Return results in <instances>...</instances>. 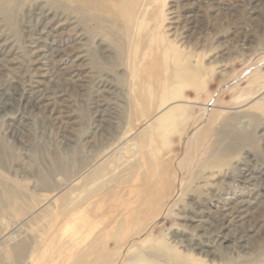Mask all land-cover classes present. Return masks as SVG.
I'll return each mask as SVG.
<instances>
[{
    "label": "rangeland",
    "instance_id": "374dc122",
    "mask_svg": "<svg viewBox=\"0 0 264 264\" xmlns=\"http://www.w3.org/2000/svg\"><path fill=\"white\" fill-rule=\"evenodd\" d=\"M5 1L0 264H264V0ZM98 40L123 58L91 57ZM176 60L197 90L165 87ZM33 68L63 95L18 106Z\"/></svg>",
    "mask_w": 264,
    "mask_h": 264
},
{
    "label": "bare ground",
    "instance_id": "6f19581e",
    "mask_svg": "<svg viewBox=\"0 0 264 264\" xmlns=\"http://www.w3.org/2000/svg\"><path fill=\"white\" fill-rule=\"evenodd\" d=\"M7 1L5 0H0V11H5L7 12V8H6V5H7ZM83 3L85 4V6H89L91 8H93L94 10H96V8L98 7L95 2L93 0H83ZM126 5V4H124ZM122 7V6H121ZM125 7V6H124ZM128 7V6H127ZM124 10V9H123ZM122 10V11H123ZM128 10V9H127ZM12 12V11H10ZM9 11L7 12L10 13ZM96 14V15H95ZM123 14V13H122ZM93 17L95 16V18H99L97 17V13L96 12H93L92 13ZM136 19V18H135ZM135 27H136V21L134 20H130L128 23H127V34H129L130 36H128L130 38V42H129V45H128V48L126 47V51L128 49V54H131L130 52L133 53V46H132V43H133V34L135 32ZM127 37V38H128ZM96 38V37H94ZM126 38V39H127ZM248 39V38H247ZM96 40V39H95ZM128 40V39H127ZM129 41V40H128ZM127 41V42H128ZM251 41V40H250ZM126 42V41H125ZM54 44V43H53ZM246 44V41L245 43ZM51 45V43H50ZM125 45H121V47L119 49H116L117 53L115 52H111V49H109V47H104V44H103V40H98L97 43H96V46H92L91 49H89V54L91 55V57H93L94 59H100V58H106V61H110L112 58L114 59L116 57V61L118 58H123V50L125 49ZM115 53V54H114ZM112 54V55H111ZM38 55L39 56H43V57H46L47 55L46 54H43L42 52H36L35 54V61L33 63H39V59H38ZM112 56V57H111ZM143 56V55H142ZM105 60V59H104ZM6 61V60H5ZM174 69H175V72L173 74V76L169 79V77H166L165 80H164V85H166L165 87H168L170 88V85L169 84H173V87H176V91L179 89L182 90V88H189V87H193V89L197 90L198 89V84H196V82L194 80H192V75H193V69H190V65L188 63L186 64H180L179 62L174 61ZM31 68V67H30ZM132 68V67H131ZM48 69V68H47ZM47 69H37V68H33V69H29L30 70V78H31V83L32 85L34 86L33 88L32 87H24V90L22 91V93L20 94L18 100H17V105L20 106L21 105V102L23 100V98H25L24 100V105H32L33 103L38 105L40 104V101H42V99L47 98L48 100H55V97H58L60 95H63L61 92L60 95H58L56 93V90L54 91L55 94L52 95V94H49V88H45V89H38L37 88V83L39 81H42L40 79L41 75H46L45 73H43L44 71H46ZM1 70V69H0ZM33 71V72H32ZM194 76V75H193ZM134 79V78H133ZM17 82V81H16ZM16 82L15 81H12V86L8 88V86L6 87L4 84L0 83V111H5V112H8V111H11V109H7L8 107H6L8 104H10V106H15V92H12V87H17L16 86ZM171 82V83H170ZM30 83V85H31ZM18 85V84H17ZM83 86V85H82ZM84 87V86H83ZM171 87V88H173ZM11 88V89H10ZM42 88V87H41ZM53 89V88H52ZM135 89V87H134ZM133 89V91H134ZM54 90V89H53ZM110 90H111V87H110ZM180 90V91H181ZM132 91V92H133ZM52 92V91H51ZM58 92V91H57ZM195 92V91H194ZM175 93V92H174ZM180 93V92H179ZM178 93V94H179ZM135 94V93H134ZM175 97L178 98V100L175 99ZM183 96L182 95H178V96H174L172 98H170L171 100L172 99H175V102L174 104L170 105V106H166L165 108H163L164 110L162 112H160L157 116V118H155V121L154 123L151 125V122H148L147 125H151V127L142 135L143 138L142 140L144 141L145 139H147V137L149 138L150 135L148 134H152L154 133L155 136L158 137V135H161V134H169L171 131V128L175 127V121H180V118L182 117V112H183V107L181 106V103L180 102H183V101H186L183 97V99H179V98H182ZM98 98V97H97ZM95 99V98H94ZM103 99V98H102ZM138 98H137V95L133 98L134 102H136ZM97 100V99H96ZM103 101V100H102ZM50 102V101H49ZM59 102V101H58ZM166 101H164L165 103ZM99 102H92V107L95 108L94 112L98 113L100 111V108L99 104H97ZM102 103V102H101ZM46 104V103H45ZM51 104H53L51 102ZM61 105V104H60ZM105 105V104H103ZM42 106V105H41ZM59 106V105H58ZM91 107V108H92ZM103 108V109H102ZM102 111L104 112L105 109L104 107H102ZM108 108V107H107ZM110 109V108H108ZM112 109V108H111ZM62 110V109H61ZM110 111V110H109ZM58 112V111H57ZM101 112V111H100ZM99 112V113H100ZM106 112V111H105ZM114 112V110H113ZM24 113V112H23ZM61 113V112H60ZM59 113V114H60ZM115 113V112H114ZM115 115V114H114ZM58 116V115H57ZM100 116V115H99ZM98 116V117H99ZM104 116V115H103ZM113 116V115H112ZM59 117V116H58ZM106 117H111V113L108 114V116ZM117 117V116H116ZM57 118V117H55ZM100 119L102 118L99 117ZM187 118V117H186ZM104 119V118H103ZM103 119H101L100 121H102ZM115 119V118H114ZM106 121H110V118H105ZM117 120H119V118H117ZM104 122V121H103ZM119 122V121H118ZM19 124H22V125H25L24 121L19 123ZM114 124V123H113ZM98 126V125H97ZM105 127V126H104ZM101 129V128H100ZM104 129V128H103ZM19 131L21 130V128L18 126V128L15 130V131ZM101 131V130H100ZM113 131V130H111ZM247 131V130H246ZM234 133V132H233ZM238 133V132H237ZM148 135V136H147ZM239 135V134H237ZM251 135V134H250ZM236 137V135H235ZM67 136H65V134L63 135L62 134V142H65L67 141V145L68 147H70V142L69 140H67ZM235 140V139H234ZM240 143V142H239ZM63 144V143H62ZM235 144V143H234ZM233 146V145H232ZM234 147V146H233ZM66 149V148H65ZM223 149V147H222ZM220 150V149H219ZM224 151V150H223ZM225 151L226 153H221V156H225L227 155L229 152H227V149L225 148ZM219 153V152H218ZM217 153V155H218ZM220 155V154H219ZM215 157V156H214ZM218 157V156H216ZM228 215V214H227ZM236 217V216H235ZM183 239V238H182ZM185 239V238H184ZM241 240V239H240ZM242 246V245H241ZM243 247V246H242ZM245 247V246H244ZM164 253V252H163ZM167 256H169L167 254ZM171 257V256H169ZM170 260V259H169ZM138 263V260L134 261L133 264H137ZM159 263V262H158ZM147 264H149L147 262ZM195 264V263H193Z\"/></svg>",
    "mask_w": 264,
    "mask_h": 264
}]
</instances>
